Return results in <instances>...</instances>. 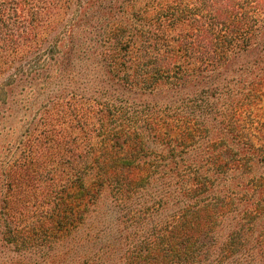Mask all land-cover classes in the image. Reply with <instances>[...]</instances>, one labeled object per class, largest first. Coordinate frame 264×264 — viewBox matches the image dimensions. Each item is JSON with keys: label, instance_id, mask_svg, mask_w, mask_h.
I'll list each match as a JSON object with an SVG mask.
<instances>
[{"label": "trees", "instance_id": "16d2710c", "mask_svg": "<svg viewBox=\"0 0 264 264\" xmlns=\"http://www.w3.org/2000/svg\"><path fill=\"white\" fill-rule=\"evenodd\" d=\"M58 1L0 0V65L6 56L29 57L34 100L50 110L48 130L29 142L33 156L0 162V249L25 252L69 239L105 189L119 237L127 239L121 216L133 221L135 235L146 234L151 222L137 216L143 215L140 199L147 201L157 186L152 206L165 210L173 203L176 210L147 234L140 255L156 253L157 264H239L242 256L259 264L264 249L254 238L236 244L230 236L222 242L213 236L234 205L255 223L264 219V0H146L140 8L138 0H83L78 24L105 45L102 59L78 49L72 31L66 48L56 34L46 47L24 54L25 44L38 43ZM116 2L132 8L126 21H117ZM138 15L144 24L136 22ZM140 96L153 101L145 102L149 114L130 108L144 103ZM49 98L102 99L95 118L99 143L77 154V146L69 150L62 121L69 108L62 102L57 109ZM119 117L128 125L114 128ZM204 134L211 138L207 156ZM150 141L167 154L147 157ZM42 147L49 152L45 161ZM186 161L198 167L180 175ZM177 177L175 190L165 191ZM19 180L40 189L45 209L21 225L13 207Z\"/></svg>", "mask_w": 264, "mask_h": 264}, {"label": "rangeland", "instance_id": "374dc122", "mask_svg": "<svg viewBox=\"0 0 264 264\" xmlns=\"http://www.w3.org/2000/svg\"><path fill=\"white\" fill-rule=\"evenodd\" d=\"M110 1L115 2V0ZM83 2L85 1L59 0L58 7L55 9L53 15L40 30L38 43L35 44L33 42L31 44H25L22 47L24 48V54H27L29 50L35 51L36 49L46 47L47 41L56 34L63 36L64 40H66V48L68 45L67 40L72 31L75 36V41L82 46L78 47L77 45L78 49L86 48L88 54L102 59L101 53L106 49L105 45L99 47L100 45L97 43L99 41H94V36H91L93 33H89L87 30L88 28L85 29L86 26H80L78 24L79 6ZM145 2L146 0H138L135 4L140 8L145 7ZM113 5L114 10L118 11L117 21H126V18H130L131 14L129 10L132 8H129L128 4L120 6L116 2L113 3ZM123 8H125L126 11ZM136 17L137 23L144 24L141 15ZM83 55L84 53L81 54V56ZM28 59L29 57H25V55L19 53L13 55L12 59L6 56L1 60L0 162L5 160H19L25 156H33V154H28L27 152V150H31L29 142L44 130H48L45 128V124L48 123L47 118L50 116V110H47L45 107L46 103H42L41 105V98H38L36 102L34 100V89L31 86L32 74L30 73ZM234 68L237 70V67ZM10 75L13 77L10 78ZM229 76L231 80L234 81L237 80L238 77L233 72H230ZM248 80H251V77H248L247 81ZM84 98H78L76 101L68 98L56 101V99L53 100L49 98V100H53L52 102H57L55 105L57 109H60L62 102H64L63 105L66 104L64 108H69V110L67 109L68 114H63L64 117H62V121L64 122L66 120L65 122L69 127V129H67V139L70 141L69 145L72 146L69 150L73 149L74 146L78 147V150H72L74 154H77V152L81 150H88L91 145L96 146L100 140L96 135V132H98L96 126L98 127L99 125L95 118L97 117L99 108L102 107V99L99 102L98 98L92 101L90 99L89 101L83 100ZM134 99H138L137 96H134ZM143 100L144 103L141 106H137L140 104L137 102L135 104L130 103V108L137 111L139 110V112L141 110H150L144 111V113L149 114L152 108L147 109L145 102L151 103L153 101L150 99L147 100L146 97H142V101L140 102H143ZM120 107V105H117L114 110H118ZM112 113L116 114L113 111ZM56 116L57 115H55L54 120ZM117 119L118 120L114 123V128H123L128 125V123L126 121L123 122L120 117ZM78 120L83 121L80 123ZM84 126L86 127L85 129L83 128ZM210 139L208 134H204L201 140L206 149V156L209 152L207 151V147L209 146L208 142ZM149 147L150 148L145 152L147 157L157 158L167 154L166 151H163L162 148L152 141H150ZM38 151H41V161L48 159L49 152L45 147H42ZM74 154L65 153L67 157L72 156V158H74ZM161 160V158L160 160L158 159V162L161 163ZM158 164L159 163H157V165ZM197 167L198 164L196 165L194 163L193 165L190 161H186L182 163L178 172L180 175H186L193 173ZM91 175L92 173L87 175V181L92 180ZM178 179L177 177L172 179L173 181L168 180L163 186L165 191L168 190L173 192L178 185ZM19 184L20 187H17L13 192V199L15 202V206L13 207L15 208V222L21 225L25 221L34 220V218L41 215V211L45 209L44 207H40L44 202L41 197L40 189L34 192V190L24 185L20 180ZM156 187L157 186L149 190V198H147V201L144 198L140 199L141 203L145 201L142 207L144 208L143 215L141 213V215L139 214L137 216H141L140 220H142V217H145L147 221L151 222L149 231L146 234L139 231V233L135 235L133 232L134 228L131 229L130 225L133 221H131L128 216H121V226L127 228V239L124 233L119 237L120 227L114 231L116 228L114 217L116 211L113 208V197L111 192L105 189L99 198V202L97 203L98 206L92 209L93 211L91 210L84 226L73 233L69 239L64 240L56 238L52 240L49 246H38L34 250H27L25 252L17 251L14 248H11L12 250L10 251L7 249H0V251H2L0 253V264H131L130 262H134V258L136 257L137 261L136 263L134 262L135 264H157L155 261V258H157L156 253H152L149 259L142 256V242L146 240L147 234L154 232L157 222H163V219L172 214L176 208L173 203L165 210L161 207L155 209V207L152 206V204H154V196L157 194V190H155ZM160 187L161 186H158V188ZM243 209V206H233V210L229 213V216L223 220L214 233V240H216V242H222L227 236H230L233 242L238 244L240 242L238 240L240 239L254 238L256 242L260 244V247L264 249V219L255 223L249 215L246 216L244 213V217L241 215L242 213L240 212H242ZM99 213H101V215ZM150 240H153V238H150ZM126 250H128L129 255L125 253ZM258 252H261L260 257H258L260 260L259 264H264V253L260 249ZM248 262L249 258L245 256H242L239 260V264H248Z\"/></svg>", "mask_w": 264, "mask_h": 264}]
</instances>
